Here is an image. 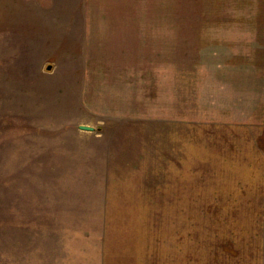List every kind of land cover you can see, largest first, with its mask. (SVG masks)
I'll return each instance as SVG.
<instances>
[{
    "label": "rangeland",
    "instance_id": "obj_1",
    "mask_svg": "<svg viewBox=\"0 0 264 264\" xmlns=\"http://www.w3.org/2000/svg\"><path fill=\"white\" fill-rule=\"evenodd\" d=\"M0 264H264V0H0Z\"/></svg>",
    "mask_w": 264,
    "mask_h": 264
},
{
    "label": "water",
    "instance_id": "obj_2",
    "mask_svg": "<svg viewBox=\"0 0 264 264\" xmlns=\"http://www.w3.org/2000/svg\"><path fill=\"white\" fill-rule=\"evenodd\" d=\"M52 68V65H48V69H51ZM81 129H85V130H94V127L93 126H89V125H80L79 126Z\"/></svg>",
    "mask_w": 264,
    "mask_h": 264
}]
</instances>
